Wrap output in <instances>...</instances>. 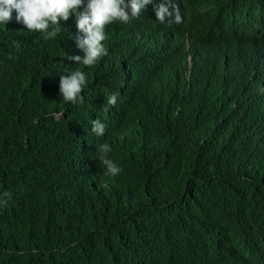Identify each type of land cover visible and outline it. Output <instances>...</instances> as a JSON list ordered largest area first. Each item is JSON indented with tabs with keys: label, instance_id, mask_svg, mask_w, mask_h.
<instances>
[{
	"label": "trees",
	"instance_id": "obj_1",
	"mask_svg": "<svg viewBox=\"0 0 264 264\" xmlns=\"http://www.w3.org/2000/svg\"><path fill=\"white\" fill-rule=\"evenodd\" d=\"M174 2L186 13L213 17L224 26L264 28V0ZM72 33L70 25L55 38L32 33L26 66L0 67L7 81L0 78V153L21 143L33 110L39 115L40 144L27 160V172L0 174V193L12 194L0 206V264H197L193 248L207 235L206 225L243 206L260 207L250 228L261 223L258 232L264 233V151L243 154L223 126L227 105L216 95H206L198 105L209 135L170 113L160 125L184 169L181 175L172 159L161 157L163 151H149L135 171L116 177L105 176L103 168H78L66 137L67 119L55 116L65 105L55 92L63 71L58 56L72 50ZM169 39L186 59L208 56L182 28ZM224 46L244 62L261 53L255 44ZM155 182L164 187L148 190Z\"/></svg>",
	"mask_w": 264,
	"mask_h": 264
},
{
	"label": "clouds",
	"instance_id": "obj_2",
	"mask_svg": "<svg viewBox=\"0 0 264 264\" xmlns=\"http://www.w3.org/2000/svg\"><path fill=\"white\" fill-rule=\"evenodd\" d=\"M65 25L73 28V48L58 56L63 71L55 92L65 105L55 116L67 119L66 137L79 169L103 168L105 176L116 177L135 171L149 151H163L161 157L172 159L181 175L184 169L160 125L170 113L208 134L198 108L206 95L226 103L223 126L243 154L264 151V28L224 26L213 17L186 13L174 0H0V67L22 69L31 34L55 38ZM177 28L201 42L208 56L186 59L174 50L169 36ZM226 43L255 44L261 53L244 62ZM0 78L7 84L1 73ZM38 123L33 110L21 143L0 153L1 175L27 172V160L40 146ZM11 195L0 193V206ZM259 209L243 206L211 220L193 248L197 264H264L261 223L250 228Z\"/></svg>",
	"mask_w": 264,
	"mask_h": 264
},
{
	"label": "bare ground",
	"instance_id": "obj_3",
	"mask_svg": "<svg viewBox=\"0 0 264 264\" xmlns=\"http://www.w3.org/2000/svg\"><path fill=\"white\" fill-rule=\"evenodd\" d=\"M263 6H264V5H263ZM216 14H217V12H216ZM210 125H211V124H210ZM221 125H222V124H221ZM205 126H206V125H205ZM214 126H215V125H214ZM211 127H212V125H211ZM211 127H210V128H211ZM225 128H226V127H225ZM201 129H202V128H201ZM206 129H207V128H205V131H206ZM208 130H209V129H208ZM208 130H207V131H208ZM211 130H212V129H211ZM218 130H219V129H218ZM213 131H214V130H213ZM219 131H220V130H219ZM222 131H223V130H222ZM193 132H194V131H193ZM195 132H196V131H195ZM211 132H212V131H211ZM215 132H216V131H215ZM199 134H200V133H199ZM201 134H202V133H201ZM208 134H209V133H208ZM213 134H214V132H213ZM175 135H176V134H175ZM178 135H179V137H180V134H178ZM183 135H184V133H183ZM193 135H195V134H193ZM203 135H204V134H203ZM214 135L216 136V134H214ZM214 135H213V137H214ZM186 136H188V135H186ZM186 136H185V137H186ZM206 136H207V134H206ZM175 137H176V136H175ZM183 137H184V136H183ZM191 137H192V134H191ZM186 138H188V140H189L190 136H189V137H186ZM210 138H211V135H210ZM184 139H185V138H184ZM191 139H192V138H191ZM193 139H194V136H193ZM199 139H200V138H199ZM188 140H187V141H188ZM208 140H209V139H208ZM196 141H197V140H196ZM211 141H212V140H211ZM221 141H222V140H221ZM247 141L251 142L250 140H247ZM187 143H188V142H187ZM191 143H192V142H191ZM211 143H212V142H211ZM220 143H221V142H220ZM212 144H213V143H212ZM214 145H215V144H214ZM232 145H233V144H232ZM202 147H203V146H202ZM212 147H213V145H212ZM232 147H235V146H232ZM237 147H238V146H237ZM236 149H237V148H236ZM238 149H239V148H238ZM240 149H241V148H240ZM240 149H239V150H240ZM259 149H260V150H263V149H261V148H259ZM203 150H204V149H203ZM231 150H233V149H231ZM260 150H259V151H260ZM257 151H258V150H257ZM204 152H205V151H204ZM262 152H263V151H262ZM257 208H259V207H257ZM232 212H235V211H232ZM210 236H211V235H210ZM212 236H214V235H212ZM228 237L231 238L230 236H228ZM147 239H150V240H151V238H147ZM148 252H151V251H148ZM152 254L154 255L155 253H152ZM154 256H155V255H154ZM73 258H74V257H72L71 260H73Z\"/></svg>",
	"mask_w": 264,
	"mask_h": 264
},
{
	"label": "water",
	"instance_id": "obj_4",
	"mask_svg": "<svg viewBox=\"0 0 264 264\" xmlns=\"http://www.w3.org/2000/svg\"><path fill=\"white\" fill-rule=\"evenodd\" d=\"M168 90V89H167Z\"/></svg>",
	"mask_w": 264,
	"mask_h": 264
}]
</instances>
